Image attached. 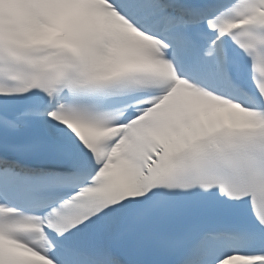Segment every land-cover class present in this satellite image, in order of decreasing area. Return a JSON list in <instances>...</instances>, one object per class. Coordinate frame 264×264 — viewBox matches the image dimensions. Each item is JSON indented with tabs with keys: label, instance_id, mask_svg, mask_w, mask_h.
<instances>
[{
	"label": "snow or ice",
	"instance_id": "6c2138e0",
	"mask_svg": "<svg viewBox=\"0 0 264 264\" xmlns=\"http://www.w3.org/2000/svg\"><path fill=\"white\" fill-rule=\"evenodd\" d=\"M0 264H264V0H0Z\"/></svg>",
	"mask_w": 264,
	"mask_h": 264
}]
</instances>
